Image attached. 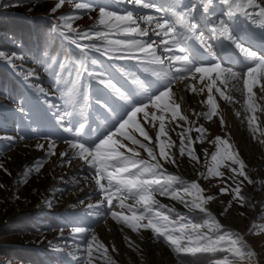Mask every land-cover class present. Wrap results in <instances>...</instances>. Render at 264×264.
Here are the masks:
<instances>
[{
  "label": "snow or ice",
  "instance_id": "1",
  "mask_svg": "<svg viewBox=\"0 0 264 264\" xmlns=\"http://www.w3.org/2000/svg\"><path fill=\"white\" fill-rule=\"evenodd\" d=\"M114 2H126L134 9H150L163 14L154 16L150 12L140 14L134 10L120 13L97 0H56L51 7L50 12L55 19L50 32L78 50L76 56L55 60L67 77L61 72L53 73V87L59 91L62 104L58 106L45 100L49 109H56L57 124L68 135L55 138L40 136L43 142H37L35 148L43 151L44 156L24 169L18 183H25L26 177L39 173L53 156L58 155L60 166L71 165L74 160L82 161L91 170L83 180L94 181L95 190L99 193L97 202L87 205L88 209L97 210L89 212V215L110 216L116 224L133 233L150 231L154 239L162 240L177 256L207 255L210 264H260V254L247 244L241 234L226 229L207 207L219 195L231 196L220 216L228 213L234 203L241 208L249 204L248 197L242 192L245 182L253 185L254 181L246 171L245 160L229 142L230 137L226 139L216 135L214 141H208L215 144V151L211 152L207 171L197 173L206 181H217L213 185L218 189L217 194L208 193L199 180L189 182L168 173L166 166L179 168L180 159L185 157L200 164L201 157L197 155L195 146L207 139L205 126H187L196 122L190 121L181 110L178 101L184 97L177 96L178 84L183 85L181 91L186 93L202 94L207 89V98L201 103L208 105V111L196 113L193 110V115L203 116L207 121L219 116L221 128H224L225 120L219 115L220 106L213 92L229 103H240L232 91L241 93L248 128L253 138L264 145V138L257 137V133L264 137L258 115H264V51L245 46L236 35L243 18L264 37V0H193L191 3L165 0L162 6L153 0ZM215 4L225 9L219 17L211 11ZM65 6H70V10L57 15ZM92 12L97 13L96 17H89L94 20V25L86 28L73 26ZM198 12L206 14L204 18L211 37H206L201 31L196 21ZM211 40H218L219 45L214 46ZM225 41L232 52L229 60L242 65L239 69L217 51L218 47H224ZM93 53L100 54L110 63L102 64ZM44 55L48 59L41 61L42 64L54 59L46 51ZM16 59L22 60L23 56L17 53L8 55L0 50V62L10 65L25 82L30 78L38 79L36 69L18 66ZM121 61H134L145 72H150L154 79H142L126 69ZM93 81L108 90L95 98V104L104 109L107 116L103 131L99 128L94 131L88 123ZM29 87L45 92L43 87L31 83ZM20 111H24L23 107ZM235 115L240 117L241 112L236 111ZM170 131L179 137L178 145L169 135ZM193 131L198 133L195 139L191 135ZM32 132L40 135L35 128ZM0 139L14 144L17 140L24 141L26 136H0ZM58 142L66 144L64 151L57 152ZM174 148L177 151H172ZM142 152L147 158L142 156ZM203 155L205 158L209 156L207 149L203 150ZM0 171L11 176L3 161H0ZM4 187L0 183V189ZM157 196L177 201L189 212L198 211L203 214L201 222L175 213L174 209H165ZM15 198L19 199V196ZM129 200L132 203H128ZM48 204L51 206L50 201ZM250 207L258 211L257 220L264 217V200ZM102 208L105 211H99ZM240 215L246 214L241 212ZM248 231L252 235L264 234V224L254 220ZM70 237L73 241L82 242L77 245L81 254L73 257L76 264H118L110 254L118 252L116 246L112 244L110 249L94 229L74 226ZM125 240L129 248L137 249L130 237L125 236ZM218 253L225 255L216 258Z\"/></svg>",
  "mask_w": 264,
  "mask_h": 264
},
{
  "label": "rangeland",
  "instance_id": "2",
  "mask_svg": "<svg viewBox=\"0 0 264 264\" xmlns=\"http://www.w3.org/2000/svg\"><path fill=\"white\" fill-rule=\"evenodd\" d=\"M10 2L11 0H0V4L6 5L0 6V15L14 14L28 19L33 17L55 19L50 9L56 0H40L38 2L30 0V5L26 3L27 0H13V3ZM97 2L107 3L113 10L120 13L130 10L133 7L126 2L116 3L114 0H97ZM153 2L161 6L165 4V0H153ZM184 2L191 3L193 0H184ZM220 6L222 10L217 17L222 15L225 10L224 6ZM69 10L70 6H65L57 15ZM151 14L155 16L157 12L151 10ZM96 15V12L85 15L82 19L74 23L73 26L76 27L79 25L80 28H86L94 25V20L89 17H96ZM12 53L6 54L11 55ZM99 56L97 59L102 64L110 63L100 54ZM47 59L48 57L42 54L39 62L32 60L30 55L23 57L22 60H15L18 66L23 65L25 68L37 70L38 79L30 78L29 82H25L27 89L34 97H31L29 93L21 96L23 99L20 97L15 102H11L7 100L6 95L0 94V136H26L24 141L17 140L14 144L6 139H0V161H3L5 167L11 172V176H9L3 171H0V183L5 185L3 189H0V246L4 247L12 243L27 246L40 244L42 247H48L52 250L56 249L61 252L60 254L64 256H61L60 259L68 256L63 258L64 264H76V260L73 257L81 254L78 251L77 245L82 242L79 240L73 241L70 233L74 226H84L94 229L102 242L108 245L110 249L112 244L116 246L118 252H110V254L118 264H194L182 260L181 256H177L172 252L166 243L162 240L158 241L154 239L150 231H141L139 234L133 233L126 227L116 224L110 216L97 217L95 215H89V212L94 213L97 210L88 209L87 205L95 204L99 199V193L95 190L94 181L89 180L85 182L83 180V177L90 175L91 170L82 161L74 160L71 165L65 164L60 166L58 155L53 156L44 164V167L39 173H34L26 177L25 183H18L24 169L32 166L36 160L44 156L43 151L35 148L37 142H43L40 140V136L48 135L53 138L57 136L66 137L61 132L55 119L56 109H49L48 104L45 102L47 100L58 106L62 104L59 98V91L53 87L55 79L53 73L61 72V70L55 62L56 59L45 64L41 63V61ZM0 63L13 70L7 63ZM120 63L129 71L140 75L142 79H154L150 72H145L143 67L134 61L128 64H124L123 61ZM102 64L97 66V70L102 67ZM61 74L66 77V73L61 72ZM20 77L24 80L23 76L20 75ZM22 83L24 84V82ZM29 83L43 87L45 92L41 93L37 88L29 87ZM92 83H94V88L92 93L90 91L91 107L89 109L95 110L99 115H105V110L95 104V98L108 90L103 89V86L95 81ZM128 84H131V81H128ZM199 87L200 85H197V88ZM228 87L231 88V84ZM206 91L207 89L202 94L186 93V104L184 108L181 106L182 112L188 115L189 120L196 122L195 125L187 126L198 127L203 125L208 130L206 133L207 139L202 144L195 146L197 155L201 157V163L195 164L185 157L180 159L179 168L167 165V171L168 173L179 175L189 182L199 180L201 185L207 189L208 193L217 194L218 189L213 187L217 181L215 179L206 181L198 177L197 173L207 171V166L210 164L211 152L215 151V144H210L208 141H214L216 135H221L226 139L230 137L229 142L240 153L241 158L245 160L247 164L246 171L254 181L253 185H247L245 182L242 192L243 195L248 197L249 204L241 208L234 203L228 213L220 216V213L224 211L231 196L219 195L218 199L210 202L207 207L220 219L226 229H231L241 234L247 244L260 254V264H264V234L252 235L248 231L254 220L257 223L264 224V217L257 220L258 211H254L250 207L251 204H256L258 201L264 200V183H260V181H264V145H261L258 139L253 138V133L248 128L247 121L244 118L245 113L242 108L243 95L239 92L232 91L231 94L240 103H229L221 99L218 93L213 92L214 98L220 106L219 115L223 116L225 120L224 128H221L219 125V116L213 117L211 121H207L203 116L198 117L193 115V110L196 113L208 111V105L201 103V101L207 98ZM176 92L179 97V85H177ZM21 107L24 109L23 112L20 111ZM236 111L241 112L240 117H236ZM258 115H260L261 126L264 128V115L260 113ZM168 127L171 128L172 125H168ZM33 128L37 129V132L40 134L39 136L32 132ZM169 135L172 136L178 145L179 137L171 131ZM191 135L195 139L198 133L193 131ZM257 137L264 138L259 137L258 133ZM25 145L28 146L26 147ZM66 147V144L63 142H58L57 152L64 151ZM204 149L208 150L209 156L207 158L203 155ZM172 151L175 152L177 149L174 148ZM142 156L147 158L146 153L142 152ZM220 186H223V183ZM15 196H19V199H16ZM156 198L165 206V209H174L175 213L188 215L189 218H195V222H201L203 214L198 211L189 212L181 203L173 201L168 197L157 196ZM81 200L84 201L83 204L80 203ZM49 201L51 202V206L48 204ZM128 203H132V201L129 200ZM257 207L259 210L260 206L257 205ZM116 210L119 211V209ZM99 211L103 212L105 209L102 208ZM241 212H244L246 215L241 216ZM37 213L53 216L60 215L65 221V227L60 231L40 229L41 232L39 235L33 234L28 236L25 233L15 232L12 234L14 236H4L5 233L10 231L9 224L11 222L9 221L12 218L23 215L32 216ZM173 218H175V214H173ZM7 234L10 235L11 233L9 232ZM125 236L130 237L135 242V245L138 246L136 250L128 247V241L125 240ZM222 254L225 255V253ZM0 261L3 264H9V262L11 264H20L13 259L10 260L4 257H0ZM235 264H239V262H235Z\"/></svg>",
  "mask_w": 264,
  "mask_h": 264
},
{
  "label": "trees",
  "instance_id": "3",
  "mask_svg": "<svg viewBox=\"0 0 264 264\" xmlns=\"http://www.w3.org/2000/svg\"><path fill=\"white\" fill-rule=\"evenodd\" d=\"M29 1L27 0L26 3L29 4ZM10 3H13V0ZM52 23L51 20L44 17L28 19L14 14L0 15V50H4L6 53H17L23 57L30 55L32 60L38 62L45 51L48 56L56 60L65 59L66 56H76V51L68 48L55 34L50 32ZM13 71L0 63V94L6 95L7 100L11 102L30 93L22 77ZM9 222H11L9 224L10 231L7 233L11 234L5 233L4 236H14L12 234L15 232L25 233L28 236L39 235L40 229L60 231L65 227V221L60 215L47 216L41 213L32 216H18ZM60 253L56 249L42 247L40 244L27 246L12 243L4 247L0 246V257L13 259L20 264H64L63 258L68 256L60 259L61 256H64ZM222 255V253H218L216 258H220ZM181 259L194 264H210V258L207 255L181 256Z\"/></svg>",
  "mask_w": 264,
  "mask_h": 264
},
{
  "label": "bare ground",
  "instance_id": "4",
  "mask_svg": "<svg viewBox=\"0 0 264 264\" xmlns=\"http://www.w3.org/2000/svg\"><path fill=\"white\" fill-rule=\"evenodd\" d=\"M183 88V85L179 84V95H183V100L180 101L181 102V106L184 108L185 104H186V92H182L181 89Z\"/></svg>",
  "mask_w": 264,
  "mask_h": 264
}]
</instances>
